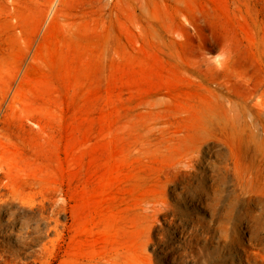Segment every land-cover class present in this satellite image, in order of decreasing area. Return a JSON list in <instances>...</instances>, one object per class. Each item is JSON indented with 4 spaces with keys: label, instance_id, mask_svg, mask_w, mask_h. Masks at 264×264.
I'll return each mask as SVG.
<instances>
[{
    "label": "rangeland",
    "instance_id": "374dc122",
    "mask_svg": "<svg viewBox=\"0 0 264 264\" xmlns=\"http://www.w3.org/2000/svg\"><path fill=\"white\" fill-rule=\"evenodd\" d=\"M0 127V264H264V0H0Z\"/></svg>",
    "mask_w": 264,
    "mask_h": 264
},
{
    "label": "bare ground",
    "instance_id": "6f19581e",
    "mask_svg": "<svg viewBox=\"0 0 264 264\" xmlns=\"http://www.w3.org/2000/svg\"><path fill=\"white\" fill-rule=\"evenodd\" d=\"M11 3H12V1H11ZM55 7H56V6H55V4H54V7L51 6V7L49 8V9H50V11H49L50 15H52L53 12H55ZM11 10H12V9H11ZM13 11H14V10H13ZM17 24H20V21H18ZM0 129H1V127H0ZM0 135H1V133H0ZM1 136H2V135H1ZM0 139H2V137H1ZM4 145H5V144H4ZM1 147H2V146H1ZM2 150H3V149H2ZM4 152H5V151H4ZM0 155H2V153H1ZM5 163H6V162H5ZM9 165H10V164H9ZM7 166H8V164H7ZM7 166H6V164H4V163L2 162V159H1V156H0V208L3 207L7 202H9V201L12 199L11 194H9L8 192H4V191H6V190L9 189V188H7V187L4 185V183H3V182H4V181H3V178L6 177L7 174L9 173V172H7V170H8ZM9 171H10V170H9ZM14 172H16V171H14ZM13 174H14V173H13ZM14 175H15V174H14ZM9 176H11V175H9ZM11 178H12V177H11ZM4 180H5V179H4ZM7 183H8V179H7ZM5 184H6V183H5ZM10 185H11V184H10ZM12 185H13V184H12ZM15 190H16V189H15ZM16 192H17V191H16ZM62 192H63V190H62ZM18 193H20V192H18ZM24 194H25V193H24ZM60 195H61V194H60ZM176 195H177V194H176ZM178 195H179V194H178ZM59 197H60V196H59ZM65 197H67V196H65ZM65 197H64V198H65ZM176 197H177V196H175V198H176ZM158 198H159V197H158ZM158 198H157V199H158ZM161 198H162V197H161ZM161 198H160V199H161ZM177 198H179V197H177ZM164 199H165V198H164ZM54 200H55V199H54ZM58 200H59V199H58ZM60 200H62V199H60ZM168 200H169V199H168ZM176 200H177V199H176ZM159 201H160V200H159ZM58 202H59V201H58ZM61 202H62V201H61ZM61 202H60V203H61ZM63 202H64V201H63ZM68 202H69V201H68ZM155 202H156V201H155ZM168 202H169V201H168ZM66 203H67V202H66ZM161 203H162V202H160L159 205H160ZM166 203H167V202H165L164 204L166 205ZM169 203H170V202H169ZM7 204H9V203H7ZM13 204H14V203H13ZM13 204H12V205H13ZM15 204H16V203H15ZM63 204H64V203H63ZM155 204H156V203H155ZM18 205H19V204H18ZM47 205H48V203H47ZM47 205H46V206H47ZM52 205H53V204H52ZM9 206H10V205H9ZM13 206H14V205H13ZM49 206H50V205H49ZM49 206H47V209H48ZM55 206H56V205H55ZM59 206H60V204H59ZM59 206L57 205V207H59ZM166 206H167V205H166ZM14 207H15V206H14ZM17 207H18V206H17ZM25 207H26V206H25ZM66 207H67V205H66ZM154 207H155V205H154ZM170 207H171V205H170ZM7 208H8V207H7ZM49 208H50V207H49ZM53 208H55V207L53 206ZM53 208H52V209H53ZM60 208H61V207H60ZM145 208H146L145 210L147 211V209H148L149 207L147 208V207L145 206ZM152 208H153V207H152ZM166 208H167V207H166ZM17 209H18V208H17ZM23 209H25V208L23 207ZM36 209H37V208H36ZM162 209H164V208H162ZM169 209H170V208H169ZM192 209H193V208H192ZM221 209H222V208H221ZM14 210H15V209H14ZM26 210H27V209H26ZM38 210H40V209H38ZM149 210H150V209H149ZM154 210H155V208H154ZM154 210H153V211H154ZM218 210H219V209H218ZM15 211H16V210H15ZM31 211H32V210H31ZM157 211H160V210L157 209ZM223 211H224V210H223ZM11 212H12V211H11ZM13 212H14V211H13ZM33 212H34V211H33ZM36 212H37V211H36ZM149 212H150V211H149ZM155 212H156V211H155ZM164 212H165V211H162V213H164ZM214 212L216 213L215 210H214ZM38 213H41V211L38 212ZM45 213H46V212H45ZM144 213H145V211H144ZM150 213H151V212H150ZM157 213H158V212H157ZM157 213H156V214H157ZM160 213H161V212H160ZM223 213H224V212H223ZM20 214H21V213H20ZM29 214H30V213H29ZM31 214H32V213H31ZM145 214H146V213H145ZM147 214H149V213H147ZM147 214H146V215H147ZM156 214H154V216H155ZM216 214H217V213H216ZM225 214H226V213H225ZM225 214H224V215H225ZM9 215H11V214H9ZM23 215H25V214H23ZM150 215H151V214H149V216H150ZM222 215H223V214H222ZM222 215H221V216H222ZM35 216H36V215H35ZM47 216H48V215H47ZM228 216H229V215H228ZM9 217H10V216H9ZM17 217H18V216H17ZM25 217H27V215H26ZM25 217H24V218H25ZM29 217H30V215H29ZM36 217H38V216H36ZM151 217H153V214H152ZM159 217H160V216H159ZM223 217H225V216H223ZM7 218H8V217H7ZM19 218H20V217H19ZM30 218H32V217H30ZM146 218H147V217H146ZM214 218H215V214H214ZM225 218H226V217H225ZM12 219H13V218H12ZM34 219H35V218H34ZM34 219H33V220H34ZM46 219H47V218H46ZM152 219H153V218H152ZM152 219H151V220H152ZM156 219H157V218H156ZM159 219H160V218H159ZM166 219H167V218H166ZM166 219H165V220H166ZM172 219H173V218H172ZM258 219H260V218H258ZM9 220H10V218H9ZM146 220H147V219H146ZM149 220H150V219H149ZM49 221H51V220H49ZM49 221H47V222H49ZM168 221H169V220H168ZM223 221H224V220H223ZM225 221H226V220H225ZM243 221H244V220H243ZM8 222H10V221H8ZM20 222H21V221H20ZM31 222H32V221H31ZM34 222H35V221H34ZM34 222H33V223H34ZM39 222H40V221H39ZM54 222H55V221H54ZM148 222H149V221H148ZM171 222H172V221H171ZM212 222H213V221H212ZM233 222H234V221H233ZM259 222H260V221H259ZM263 222H264V221H263ZM10 223H11V222H10ZM21 223H22V222H21ZM29 223H30V222H29ZM33 223H32V224H33ZM142 223H143V222H141V224H142ZM150 223H151V222H150ZM152 223H153V221H152ZM192 223H193V222H192ZM219 223H220V222H219ZM227 223H229V222H227ZM245 223H246V222H245ZM146 224H147V223H146ZM157 224H158V223H157ZM157 224H156V226H157ZM206 224H207V222H206ZM235 224H236V223H235ZM39 225H40V224L37 225L38 228H39ZM45 225H46V224H45ZM151 225H153V224H151ZM161 225H162V224H161ZM192 225H193V224H192ZM244 225H245V224H244ZM262 225H263V224H262ZM0 226H1V224H0ZM25 226H26V225H25ZM31 226H32V225H31ZM37 226H36V227H37ZM169 226H170V225H169ZM212 226H213V225H212ZM248 226H249V225H248ZM263 226H264V225H263ZM148 227H149V226H147V228H148ZM150 227H151V226H150ZM152 227H153V226H152ZM245 227H246V225H245ZM22 228H23V227H22ZM65 228H66V227H65ZM159 228H160V227H159ZM218 228H219V227H218ZM248 228H250V227H248ZM248 228H247V229H248ZM262 228H263V227H262ZM27 229H28V225H27ZM29 229H30V228H29ZM247 229H246V231H248ZM263 229H264V228H263ZM263 229H262V230H263ZM144 230H145V229H144ZM178 230H179V229H178ZM237 230H238V229H237ZM241 230H242V229H241ZM31 231H32V230H31ZM31 231H30V232H31ZM180 231H181V230H180ZM202 231H203V230H202ZM251 231H252V230H251ZM253 231L255 232V230H253ZM12 232H13V231H12ZM26 232H27V230H26ZM26 232H25V233H26ZM32 232H33V231H32ZM32 232H31V233H32ZM254 232H251L250 234H252V235H250V236H252V237H253V240L256 242V241L259 240L258 235L255 234V233H257L258 231H256L255 233H254ZM9 233H10V232H9ZM180 233H181V232H180ZM262 233H264V232H262ZM218 234H219V233H218ZM223 234H224V233H223ZM23 235H24V234H23ZM27 235H28V234H27ZM63 235H65V233H64ZM185 235H186V234H185ZM185 235H184V236H185ZM220 235H221V234H220ZM3 236H4V235H3ZM5 236H6V235H5ZM6 237H8V236H6ZM6 237H5V238H6ZM23 237H24V236H23ZM25 237H26V236H25ZM29 237H30V236H29ZM187 237H188V236H187ZM238 237H239V235L237 234V236H236V237H233V238L238 239ZM26 238H28V237H26ZM194 238H195V237H194ZM206 238H207V237H206ZM216 238H217V237H216ZM222 238L224 239V237H222ZM241 238H242V237H241ZM246 238H247V237H246ZM17 239H19V238H17ZM28 239H29V241H30V238H28ZM31 239H32V238H31ZM34 239H36V238H34ZM34 239H33V240H34ZM191 239H192V238H191ZM207 239H208V238H207ZM250 239H251V238H250ZM20 240H23V239H20ZM193 240H194V239H193ZM215 240H216V239H215ZM253 240H251V241H253ZM260 240H261V238H260ZM262 240H263V238H262ZM262 240H261V241H262ZM148 241H149V240H148ZM221 241H223V240L221 239ZM225 241H226V240H225ZM251 241H250V242H251ZM261 241H258V242L261 243ZM22 242H23V241H22ZM25 242H27V240H25ZM142 242H143V241H142ZM196 242H198V241H196ZM258 242H257V243H258ZM3 243H4V242H3ZM5 243H6V242H5ZM23 243H24V242H23ZM30 243H31V241H30ZM144 243H145V242H144ZM206 243H207V242H206ZM208 243H209V242H208ZM252 243H253V242H252ZM252 243H251V244H252ZM8 244H9V243H8ZM8 244H6V245L8 246ZM28 244H29V242H28ZM140 244H141V243H140ZM145 244H146V243H145ZM199 244H200V243H199ZM227 244H228V243H227ZM248 244H249V243H248ZM262 244H263V243H262ZM21 245H22V244H21ZM25 245H26V244H25ZM25 245H24V246H25ZM138 245H139V243H138ZM204 245H205V244H204ZM252 245H254V244H252ZM27 246H28V245H27ZM27 246H26V247H27ZM140 246H142V244H141ZM184 246H185V245H184ZM256 246H257V245H256ZM2 247H3V246H2ZM26 247H25V248H26ZM28 247H29V246H28ZM195 247H196V246H195ZM219 247H220V245H219ZM250 247L252 248V246H250ZM0 248H1V246H0ZM3 248H4V247H3ZM3 248H2V249H3ZM138 248H140V247H138ZM220 248H221V247H220ZM220 248H219V249H220ZM253 248H254V247H253ZM143 249H144V248H143ZM214 249H215V248H214ZM217 249H218V248H217ZM255 249H256V248H255ZM258 249H259V248H258ZM21 250H22V249H21ZM21 250H20V251H21ZM28 250H29V249H28ZM189 250H190V249H189ZM192 250H194V249H192ZM197 250H198V249H197ZM197 250H196V251H197ZM221 250H222V248H221ZM250 250H251V249H250ZM263 250H264V249H263ZM11 251H12V250H11ZM31 251H32V250H31ZM39 251H40V250H39ZM215 251H216V250H215ZM260 251H262V248H261ZM7 252H8V251H7ZM17 252H19V251H17ZM35 252H36V251H35ZM41 252H43V251H40V253H41ZM180 252H181V255H182L183 253H182L181 250H180ZM198 252H200V251L198 250ZM226 252H227V251H226ZM252 252H253V250H252ZM255 252H256V251H255ZM257 252H258V251H257ZM0 253H2L1 250H0ZM15 253H16V252H14V255H15ZM24 253H25V252H24ZM29 253H30V252H28V257H29V255L31 254V253H30V254H29ZM196 253H197V252H196ZM228 253H229V252H228ZM6 254H7V253H6ZM8 254H9V253H8ZM42 254H43V253H42ZM117 254H118V253H117ZM194 254H195V253H194ZM198 254H199V253H198ZM241 254H242V253H241ZM251 254H252V253H251ZM251 254H249V255H251ZM258 254H259V253H258ZM260 254H262V253H260ZM263 254H264V253H263ZM1 255H2V254H1ZM9 255H11V254H9ZM16 255H18V254L16 253ZM16 255H15V256H16ZM187 255H188V254H187ZM196 255H197V254H196ZM249 255H248V256H249ZM12 256H13V255H12ZM12 256H10V257H12ZM15 256H14V257H15ZM30 256H31V255H30ZM36 256H37V255H36ZM43 256H44V254H43ZM175 256H177V255H175ZM192 256H193V255H192ZM192 256H190V257H192ZM256 256H257V255H256ZM10 257H9V258H10ZM14 257H13V260H12V261H15V260H14ZM34 257H35V256H34ZM123 257H124V256H123ZM195 257H196V256H195ZM205 257H206V256H205ZM241 257H242V256H241ZM250 257H251V256H250ZM257 257H259V255H258ZM0 258H1V256H0ZM25 258H26V257H25ZM43 258H44V257H43ZM43 258H42V259H43ZM173 258H174V257H173ZM196 258H197V257H196ZM217 258H218V257H217ZM239 258H240V257H239ZM248 258H249V257H248ZM248 258H247V259H248ZM259 258H260V257H259ZM261 258H262V257H261ZM263 258H264V257H263ZM7 259H8V258H7ZM37 259H38V258H37ZM251 259H252V258H251ZM253 259H254V258H253ZM113 260H114V259H113ZM174 260H175V259H174ZM242 260H243V258H242ZM248 260H249V259H248ZM248 260H247V261H248ZM176 261H177V260H176ZM184 261H185V260H184ZM198 261H199V260H198ZM203 261H205V258L203 259ZM239 261H240V260H239ZM247 261H246V262H247ZM255 261H256V260H255ZM261 261H262V260H261ZM205 262H206V261H205ZM11 263H13V262H11ZM34 263H35V262H34ZM195 263H196V262H195ZM198 263H199V262H198Z\"/></svg>",
    "mask_w": 264,
    "mask_h": 264
}]
</instances>
